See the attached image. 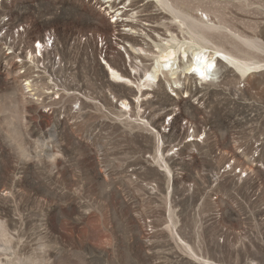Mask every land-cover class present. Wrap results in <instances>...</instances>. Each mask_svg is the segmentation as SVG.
Returning a JSON list of instances; mask_svg holds the SVG:
<instances>
[{
	"label": "rangeland",
	"instance_id": "obj_1",
	"mask_svg": "<svg viewBox=\"0 0 264 264\" xmlns=\"http://www.w3.org/2000/svg\"><path fill=\"white\" fill-rule=\"evenodd\" d=\"M103 2H0L34 32L54 28L67 65L48 115L0 53V264H264V0H175L261 66L248 77L228 66L225 79L217 69L211 83L181 74L180 91L147 79L160 53L144 34L184 41L189 29L156 0ZM121 7L129 22L111 23ZM89 31L105 37L103 61L71 43ZM105 62L134 85L110 81Z\"/></svg>",
	"mask_w": 264,
	"mask_h": 264
},
{
	"label": "bare ground",
	"instance_id": "obj_2",
	"mask_svg": "<svg viewBox=\"0 0 264 264\" xmlns=\"http://www.w3.org/2000/svg\"><path fill=\"white\" fill-rule=\"evenodd\" d=\"M21 1H24V0H21ZM112 1L113 0H104L103 3L106 6L104 5L105 7L103 8V10H105L106 8L112 9V6H111ZM156 1L160 5H162L165 8H167L168 11L170 12V13L169 12L168 13L172 14L175 19L179 20V23H180V25H182V27L185 26V27H187V29H189L190 38H189V40H187L188 38L187 39L185 38L184 41H181L174 34L171 33L170 34V39L165 40L166 37H164L165 38L164 39L165 42L163 43L162 40L160 39V35H158V41L155 42L148 34H144L145 37H147L149 40L152 41L153 44H155V48L157 50L156 53L157 52L160 53L159 55L156 56L155 66L153 67V69L148 70L145 73V75L147 76V79H149V80H151L153 82H157V84H158V83H160L161 78H162L167 84H169V87L172 89V91H174L175 89L180 91L181 90L180 88L182 86V85H180L181 81H182L180 79V75L181 74H183V75L185 74L186 77L188 75L189 76L193 75V76L196 77L195 79L199 80L200 82L211 83V82L216 81L214 79L216 78V75H218L217 72H216L217 69H219V71L221 69H224V68L226 69V72L224 70L225 73L220 77L221 79L222 78L225 79V77L228 74V72L231 69L233 70V68H234L235 71L237 70L241 74V76H247V75L251 74L252 71H256V70H259V68H261V66L258 65V62L248 61L244 57H242L239 54H237V52H234L232 50H228L227 48H224L222 42H217V41L215 42L214 38L212 37V35L211 34L209 35L206 32V29L209 30V28H212V26H209L203 20L202 17H199L198 15H193L190 12H187V11L181 9V7L177 4V2H175V0H156ZM208 1L210 3H214L217 0H208ZM154 6H156V5H154ZM120 9H123V7L117 8L113 12H112V10L109 11V13H108L109 15L114 14L113 16H110L113 19L111 21V23H116V24L118 23L119 24V23H122V22H127V23L129 22L128 21L129 19L127 20L126 17H125L126 19L124 17H122L123 12ZM160 10H162V9H160ZM158 12H160V11H158ZM204 12L205 11H203V13ZM162 13H163V11H162ZM175 19H173V21ZM165 21L166 20H164V22ZM135 23H137V22H135ZM134 25L135 24H130L131 28L129 29V31H132V32L130 34H128L127 36L134 37V34L137 33V31H135V29H134ZM167 27H166V29H167ZM218 28L221 29L223 27L222 26H218ZM184 31H185V29H184ZM211 31H213V30H211ZM179 32H181V30H179ZM40 35L41 34H39L38 36H40ZM182 35H184V34H182ZM75 39L76 38L73 37L72 41H75ZM133 40H135L133 42V44H139L136 41L137 39H133ZM257 40H255V39L254 40H250L249 38H246L244 40V42L249 43V45H251L255 49L262 48L261 46H259V44H261L260 43L261 41L258 42ZM78 44H80V43H78ZM262 44H263V42H262ZM146 45H148V43H146ZM257 46H259V48H257ZM126 47L134 49V46H132L130 43L127 44ZM139 48H140L139 49L140 51L145 52V50L143 48H141V47H139ZM152 57H154V56H152ZM103 65L107 66L105 68V70L107 71V73H108V75L110 77V81L113 80V81H115L117 83L129 85V86L130 85L131 86L134 85L133 81H132V78L134 76L133 72L129 73L130 74L129 77H126V76H123L122 74H120L115 69H113L107 62H105V64H103ZM228 66H229L230 70H228V68H227ZM244 79H245V77H244ZM248 82H249V84L250 83H252V84L254 83L250 79H249ZM173 85H176V86L173 87ZM18 86L20 87L19 83H18ZM183 87H184V85H183ZM137 88L139 90L141 89L139 86H137ZM121 104L124 106L125 109L128 108V111L130 112L131 108L129 106V103L122 102ZM119 120H121V119H119ZM154 132L159 137V138H156V139H158L156 156L163 163L161 166L164 167L165 170H162V171H166L167 174H171V171L168 169V166H167V164H166V162L164 161V158H163L164 155H163V149H162V145H163L162 138H160V135H159V133L156 130H154ZM185 245H187V244H185ZM189 248H191V247H189Z\"/></svg>",
	"mask_w": 264,
	"mask_h": 264
},
{
	"label": "built area",
	"instance_id": "obj_3",
	"mask_svg": "<svg viewBox=\"0 0 264 264\" xmlns=\"http://www.w3.org/2000/svg\"><path fill=\"white\" fill-rule=\"evenodd\" d=\"M13 12H0V53L5 64L12 68L23 94L45 114L51 115L55 105L62 102L65 85L62 72L67 68L60 53L58 33L51 27L34 32L36 27L23 9ZM75 38L72 44L80 43L89 52L87 49L92 43L95 49L103 50L100 61L105 59V37L89 31L77 34ZM79 107L80 103L74 106L77 110Z\"/></svg>",
	"mask_w": 264,
	"mask_h": 264
}]
</instances>
